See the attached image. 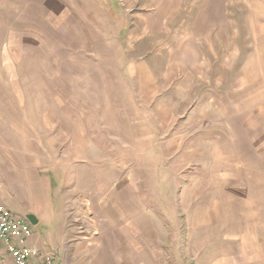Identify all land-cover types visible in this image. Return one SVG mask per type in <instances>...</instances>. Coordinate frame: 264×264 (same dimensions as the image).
I'll use <instances>...</instances> for the list:
<instances>
[{
	"label": "rangeland",
	"instance_id": "rangeland-1",
	"mask_svg": "<svg viewBox=\"0 0 264 264\" xmlns=\"http://www.w3.org/2000/svg\"><path fill=\"white\" fill-rule=\"evenodd\" d=\"M42 3L0 0V204L56 264H264V0Z\"/></svg>",
	"mask_w": 264,
	"mask_h": 264
},
{
	"label": "built area",
	"instance_id": "built-area-1",
	"mask_svg": "<svg viewBox=\"0 0 264 264\" xmlns=\"http://www.w3.org/2000/svg\"><path fill=\"white\" fill-rule=\"evenodd\" d=\"M34 227L27 220L0 204V264H56L53 253L29 246Z\"/></svg>",
	"mask_w": 264,
	"mask_h": 264
},
{
	"label": "crops",
	"instance_id": "crops-1",
	"mask_svg": "<svg viewBox=\"0 0 264 264\" xmlns=\"http://www.w3.org/2000/svg\"><path fill=\"white\" fill-rule=\"evenodd\" d=\"M31 1V3L33 4V8H35L34 10L37 12V13H39V11H40V5H42V8H45L44 6H43V3H42V1L43 0H30ZM40 4V5H39ZM38 7V8H37ZM39 9V10H38ZM46 9V8H45ZM42 11L43 12H45L43 9H42ZM61 25H63V24H61ZM60 25V27H62ZM29 246L30 247H32V248H34V249H36V250H38V251H40V253H43V251H42V249H41V246H40V242H39V240L36 238L35 239V237L33 236V238L29 241Z\"/></svg>",
	"mask_w": 264,
	"mask_h": 264
},
{
	"label": "water",
	"instance_id": "water-1",
	"mask_svg": "<svg viewBox=\"0 0 264 264\" xmlns=\"http://www.w3.org/2000/svg\"><path fill=\"white\" fill-rule=\"evenodd\" d=\"M26 218L33 226L38 224V220L34 215H27Z\"/></svg>",
	"mask_w": 264,
	"mask_h": 264
}]
</instances>
